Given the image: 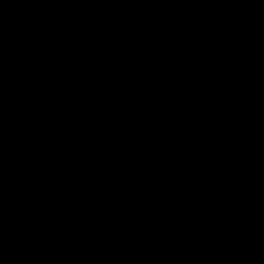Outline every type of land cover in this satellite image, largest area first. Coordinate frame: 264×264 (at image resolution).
<instances>
[{"label": "water", "instance_id": "obj_1", "mask_svg": "<svg viewBox=\"0 0 264 264\" xmlns=\"http://www.w3.org/2000/svg\"><path fill=\"white\" fill-rule=\"evenodd\" d=\"M0 264H264V0H0Z\"/></svg>", "mask_w": 264, "mask_h": 264}]
</instances>
